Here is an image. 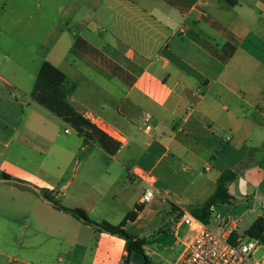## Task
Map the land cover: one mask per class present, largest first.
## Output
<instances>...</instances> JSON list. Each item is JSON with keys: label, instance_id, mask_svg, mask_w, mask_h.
Instances as JSON below:
<instances>
[{"label": "crops", "instance_id": "obj_1", "mask_svg": "<svg viewBox=\"0 0 264 264\" xmlns=\"http://www.w3.org/2000/svg\"><path fill=\"white\" fill-rule=\"evenodd\" d=\"M233 1L87 0L93 12L82 19L74 9L40 15L49 28L35 67L48 62L77 83L69 102L101 121L118 146L110 155L78 133L58 134L65 123L33 101V90L27 102L19 81L27 78V0H0V264L128 259L125 240L54 208L38 190L111 228L143 205L130 230L150 222L147 184L128 179L135 169L155 178L152 202H170L175 218L250 157L229 184L233 200L216 211L264 217V0ZM61 18L71 21L59 29ZM98 23L106 35L93 32Z\"/></svg>", "mask_w": 264, "mask_h": 264}, {"label": "trees", "instance_id": "obj_2", "mask_svg": "<svg viewBox=\"0 0 264 264\" xmlns=\"http://www.w3.org/2000/svg\"><path fill=\"white\" fill-rule=\"evenodd\" d=\"M227 1L234 3L233 0ZM225 50H228L227 46H225ZM76 88V82L69 81L67 76L60 69L48 62H44L38 72L31 98L51 114L60 118L65 124L73 127L75 131L84 138L85 144L89 142L97 143L105 149L107 153L115 155L118 146L116 145L113 147L111 140L102 131L90 124V122L78 113L69 102V98ZM250 165V157H248L239 163L235 171L225 170L217 180L214 193L202 205L191 207L189 212L205 224H209L212 217L211 207L231 203L233 197L229 192V184L235 180L238 171ZM3 178L15 181L6 174L3 175ZM17 182L21 183L19 181ZM38 195L50 202L54 208L71 214L75 219L81 221L85 225L123 238L126 242L128 258L136 253L145 257L146 263H148V257L145 251V246L147 244L146 238L133 235L129 233L127 229L131 223L137 220L139 214L144 209L143 205H137L135 210L131 211L118 227L111 228L107 225L95 222L82 209L64 207L55 199L52 192L47 189H39ZM246 235L249 239L258 240L264 244V217H258L249 227ZM237 237V233L232 232L231 241H234Z\"/></svg>", "mask_w": 264, "mask_h": 264}, {"label": "rangeland", "instance_id": "obj_3", "mask_svg": "<svg viewBox=\"0 0 264 264\" xmlns=\"http://www.w3.org/2000/svg\"><path fill=\"white\" fill-rule=\"evenodd\" d=\"M78 5V8L76 7ZM90 4L87 3V0H27V78H21L19 81L24 87H27V102L33 104L30 101V93L34 88L35 81L38 76L39 67L41 64L35 67L37 62L43 60L42 52L37 59L35 55L37 54L35 51L39 48V42L42 36L47 32L49 25L40 23V15L46 14V12L52 13L51 19L56 14L67 13L71 14L72 9L74 16L75 14L79 19L86 17L89 13L93 12L92 9L89 8ZM90 9V10H89ZM32 16V18L30 17ZM31 18V20L29 19ZM50 19L48 16L47 20ZM59 25V29L65 28V22H70V19H62ZM37 21V22H36ZM20 27V26H18ZM70 31H78L76 26H69ZM92 30L95 34H99L101 36L106 35L109 32V29L103 23H98V26L92 27ZM69 31V30H68ZM30 49V50H29ZM74 57L69 55V61ZM64 67V66H63ZM66 73L71 76V69L64 68ZM95 73L94 70H92ZM102 77V76H100ZM79 109L83 111V108ZM100 113V112H97ZM68 129L71 131L72 135H76L77 132L73 127L68 124H63L57 128V133L60 135H65V130ZM92 142H89L91 144ZM98 159H100L98 157ZM232 203H235L232 202ZM149 208V213L146 215V220H150L148 225L142 224L131 228L128 230L129 233L145 237L147 240V244L145 246V251L148 257V263L146 264H174L181 253L184 250V246L181 243H177V239L170 235L168 232V227L170 222L172 221L173 214L169 213L171 209V203L168 201H159L156 200L152 203H147ZM261 213L264 215V209H261ZM223 216V218H230V222L233 220L238 223L236 228V233L238 236L247 239L246 232L249 227L253 223V215L246 214L240 216L237 211L230 210L226 214H222L221 212H217ZM211 228H215V220L211 219L210 223ZM117 225V224H116ZM188 233V229L183 227L179 236V240H183L185 235ZM123 239V238H122ZM124 240V239H123ZM264 250H260L257 258L261 257ZM127 260V259H126ZM125 259H115L112 258L107 260L105 264H124Z\"/></svg>", "mask_w": 264, "mask_h": 264}, {"label": "built area", "instance_id": "obj_4", "mask_svg": "<svg viewBox=\"0 0 264 264\" xmlns=\"http://www.w3.org/2000/svg\"><path fill=\"white\" fill-rule=\"evenodd\" d=\"M93 126L102 128V123L92 115L84 116ZM149 118L145 119V123ZM150 130V125L146 126ZM69 132V130H66ZM103 132V131H102ZM112 138L122 144L125 139L121 135H113ZM129 180L140 179L147 184V189L142 197V203L147 204L153 201L156 192V180L152 175L143 174L140 170L129 172ZM217 206H212V217L217 226L211 228L200 219L193 216L189 211L181 212L169 224L168 233L177 239V243L184 246V250L174 264H264V252L257 258L260 250H264V244L255 239H247L238 236L231 241L232 232L226 229L230 218L223 216L216 211ZM211 221V220H210ZM183 227L188 233L183 240L179 236ZM61 261V259H59Z\"/></svg>", "mask_w": 264, "mask_h": 264}, {"label": "water", "instance_id": "obj_5", "mask_svg": "<svg viewBox=\"0 0 264 264\" xmlns=\"http://www.w3.org/2000/svg\"><path fill=\"white\" fill-rule=\"evenodd\" d=\"M125 264H146V258L140 254L134 253L130 258H128Z\"/></svg>", "mask_w": 264, "mask_h": 264}]
</instances>
